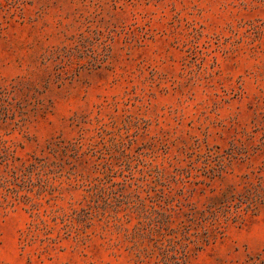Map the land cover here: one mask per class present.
I'll list each match as a JSON object with an SVG mask.
<instances>
[{"label": "rangeland", "instance_id": "374dc122", "mask_svg": "<svg viewBox=\"0 0 264 264\" xmlns=\"http://www.w3.org/2000/svg\"><path fill=\"white\" fill-rule=\"evenodd\" d=\"M0 264H264V0H0Z\"/></svg>", "mask_w": 264, "mask_h": 264}]
</instances>
